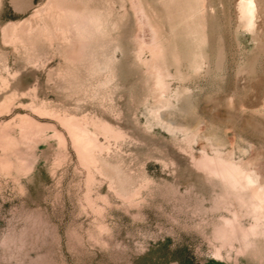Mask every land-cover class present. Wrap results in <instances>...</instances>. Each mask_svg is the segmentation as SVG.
I'll return each mask as SVG.
<instances>
[{
	"label": "rangeland",
	"instance_id": "rangeland-1",
	"mask_svg": "<svg viewBox=\"0 0 264 264\" xmlns=\"http://www.w3.org/2000/svg\"><path fill=\"white\" fill-rule=\"evenodd\" d=\"M239 1L0 0V264H264Z\"/></svg>",
	"mask_w": 264,
	"mask_h": 264
},
{
	"label": "bare ground",
	"instance_id": "bare-ground-1",
	"mask_svg": "<svg viewBox=\"0 0 264 264\" xmlns=\"http://www.w3.org/2000/svg\"><path fill=\"white\" fill-rule=\"evenodd\" d=\"M239 7H240L242 15L248 21L253 16L254 9H255V1L254 0H240L239 1ZM227 171H229V170H227ZM253 194H255V193H253ZM259 202H261V201H259ZM257 204H258V202H257ZM258 206H259V204H258Z\"/></svg>",
	"mask_w": 264,
	"mask_h": 264
}]
</instances>
